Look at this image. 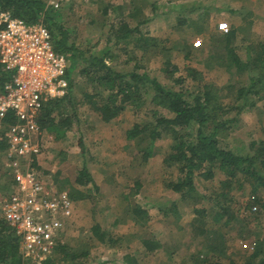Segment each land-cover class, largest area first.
I'll return each instance as SVG.
<instances>
[{"label": "rangeland", "instance_id": "374dc122", "mask_svg": "<svg viewBox=\"0 0 264 264\" xmlns=\"http://www.w3.org/2000/svg\"><path fill=\"white\" fill-rule=\"evenodd\" d=\"M258 1L257 6L248 0L235 6L232 0H86L60 9L57 22L66 30L67 42L83 52L82 56L76 54L67 72L73 98L66 103L65 115H70L73 124L60 137L42 132V151L35 157V165L49 182L71 197L72 208L65 218L62 240L77 253H85L81 256L86 264H127L126 256L135 264L214 261V251H209L205 237L216 226L214 215L218 209L214 197L218 191L231 197L228 210L236 211L243 225L234 221L222 225L226 254L219 260L241 262L253 251L257 240L264 238V215L253 219L246 209L250 191L245 183L240 188L232 180L228 187L219 183L225 178L222 174L216 172L205 179L197 171L193 175L194 190L181 196L167 183L182 173L178 167L163 162L171 135L162 133L150 145L146 135L125 138L127 128L152 120L154 111L171 116L151 101V93L143 92V102L129 104L117 117L102 122L89 110L83 94L97 93L96 99H102L108 89L89 83L81 71L86 62L83 58L90 53L101 54L109 47L107 64L123 71L136 63L138 71H146L166 88L187 87L196 92L209 83L221 105L220 117L230 120L225 142L234 149L247 150L251 140H264V97L251 94L242 103L237 89L245 82L246 72L238 76L223 65L224 38L229 29H234L232 44L237 54L243 60L247 55L253 58L255 45L264 42V0ZM200 5L206 9L193 8ZM119 17L131 25L141 24L144 36L150 37L146 49L135 47L132 39L114 42L111 25ZM180 18H185V23L179 24ZM220 22H226L228 30L219 26ZM168 59L178 67L173 77H180L182 82H175L164 72L163 63ZM191 70L198 73L194 75ZM251 73L257 75L256 66L251 67ZM82 166L90 172L91 182L74 181L75 171ZM11 177L5 155L0 154V206ZM254 196L260 201L264 193L256 192ZM135 206L146 211L143 218L133 213ZM243 220L250 224L245 227ZM95 223L118 241L108 245L95 240L91 232ZM248 228L256 232L255 236L249 234ZM143 238L158 241V248L145 251ZM206 255L208 260L203 261Z\"/></svg>", "mask_w": 264, "mask_h": 264}, {"label": "trees", "instance_id": "16d2710c", "mask_svg": "<svg viewBox=\"0 0 264 264\" xmlns=\"http://www.w3.org/2000/svg\"><path fill=\"white\" fill-rule=\"evenodd\" d=\"M0 8L9 10L14 16L29 23L38 21L44 23L50 31L54 49L57 52L66 53L69 57L68 73L74 65L73 61L77 59L76 54L79 53L82 56L83 52L78 50L76 45L67 42L66 30L57 22L60 16L59 11L45 8L43 0H0ZM193 8L196 10L206 9L201 5ZM185 21V18H180L178 23H185ZM140 26V23L131 25L119 17L118 22L111 25V34L115 37L114 42L132 39L135 47L137 45L141 49H146L147 39L150 37L144 36L145 33L141 31ZM234 32L235 30L231 29L225 33L223 65L229 72L238 76L246 72L245 82H242V85L237 89L238 96L243 97L242 103H246L251 94L263 99L264 42L255 45L253 58L247 55L243 60L232 44ZM108 40H111V37ZM106 57H111L109 47L101 54L90 53L83 58L86 62L81 71L87 76V81L108 89L102 99H96L97 93L95 95L88 92L83 94V99H86L89 110L96 113L100 121L109 122L117 117L127 105L143 102L145 100L142 96L143 92L151 93L153 96L151 101L169 111L171 116L154 111L152 120L133 123L125 130L124 136L126 139H135L146 135L150 145L162 133L171 135L169 152L164 156L163 162L167 166L178 167L182 174L177 176L175 181L167 183L170 190L180 192L181 196L189 194L194 190L193 175L197 171L205 179L212 178L217 172L225 177L220 179L221 185L230 187V183L234 180L241 188L245 183L250 191L246 209L254 215L253 219L264 215V197L258 201L254 196L256 192L264 193V140H251L248 149L244 151L242 148L234 149L225 142L231 128L228 124L230 120L220 117L221 105L216 100L214 90L209 88V83H204L202 89H198L196 92L187 90V87L177 90L166 88L156 78L150 77L146 71H138L137 67L139 68V66L136 63L128 70L120 71L115 69L112 64H107ZM163 64H165L164 72L169 77H173L178 68L177 65L169 59ZM252 66L257 67L256 76L251 73ZM191 71H194V75L198 73L196 70ZM10 79L11 72L4 69L0 63V87ZM173 80L177 83L182 82L180 77H173ZM72 98V81L68 80L66 93L61 97L47 99L40 108L37 114V123L41 131L60 137L72 126L73 120L70 115H65L66 103L71 102ZM250 104L252 105V102ZM9 122H11L10 119L6 118L1 121L0 125L1 155H4L7 147L5 131ZM189 130H192L193 134ZM74 181L79 184L92 181L86 166L75 171ZM10 184H12V180L8 187ZM216 194L214 197V204L218 209L214 215L216 226L207 231L208 234L205 237L209 251H214L212 254L214 261H208V264H264V238L257 240L253 251L241 262L231 258L225 262L219 260L226 254L222 225L226 226L231 221L242 225V220L238 218L236 211L228 210L232 202L228 193L218 191ZM133 213L138 217L142 216L141 218L146 215V211L138 206H135ZM220 221H222L221 224ZM243 222L245 227L250 224L248 221L243 220ZM248 229L249 234L255 236L256 232L254 233L251 228ZM201 230L204 232L203 229ZM91 232L95 240L104 244L112 245L118 241L109 232L102 229L98 223L92 225ZM141 243L145 251H152L159 245L158 241L151 238H143ZM81 253H77L68 247L62 239H59L51 254L43 259L41 264H86L82 260ZM202 260L207 261L208 256H203ZM126 263L135 264V261L126 256ZM0 264H33L31 259L22 257L19 252L18 236L1 216Z\"/></svg>", "mask_w": 264, "mask_h": 264}, {"label": "built area", "instance_id": "2783aa9c", "mask_svg": "<svg viewBox=\"0 0 264 264\" xmlns=\"http://www.w3.org/2000/svg\"><path fill=\"white\" fill-rule=\"evenodd\" d=\"M86 0H43L44 7L62 9ZM219 26L227 30L226 22ZM0 63L11 79L0 87V125L5 131L6 161L12 186L1 202L2 218L19 238L23 258L42 261L62 239L72 199L35 167L42 151L37 114L47 99L63 96L68 87L69 57L57 52L49 29L41 21L29 23L0 8Z\"/></svg>", "mask_w": 264, "mask_h": 264}, {"label": "crops", "instance_id": "0c3cea01", "mask_svg": "<svg viewBox=\"0 0 264 264\" xmlns=\"http://www.w3.org/2000/svg\"><path fill=\"white\" fill-rule=\"evenodd\" d=\"M247 0H232V3H234L235 4V6H241L240 4H242V3H245ZM248 2H253L252 3V5H256L257 6V4H259V1L258 0H248ZM227 24V23H226ZM228 30V29H227ZM229 30H231V29H229ZM228 30V31H229ZM234 35H235V32H234ZM258 43H260V42H258ZM257 43V44H258ZM256 44V45H257ZM234 46V45H233ZM4 155H6V150H5V153H4ZM35 167H36V165H35ZM37 169V168H36ZM11 186H12V184H10L9 185V187H8V193H7V195H9V193H10V191H11ZM7 195H5V197L7 196ZM4 197V198H5ZM3 198V199H4ZM3 201V200H2ZM0 216H1V210H0ZM2 217V216H1Z\"/></svg>", "mask_w": 264, "mask_h": 264}]
</instances>
